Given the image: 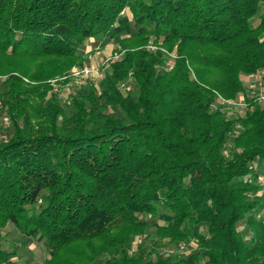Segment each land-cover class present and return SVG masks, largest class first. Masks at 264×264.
<instances>
[{
    "label": "trees",
    "instance_id": "16d2710c",
    "mask_svg": "<svg viewBox=\"0 0 264 264\" xmlns=\"http://www.w3.org/2000/svg\"><path fill=\"white\" fill-rule=\"evenodd\" d=\"M99 36L119 57L67 114L51 80L66 83ZM257 74L264 0H0L13 125L0 141V229L43 241L39 264H264V103L243 78ZM218 94L253 107L227 115ZM152 225L199 250L130 252ZM13 256L0 241V264Z\"/></svg>",
    "mask_w": 264,
    "mask_h": 264
},
{
    "label": "rangeland",
    "instance_id": "374dc122",
    "mask_svg": "<svg viewBox=\"0 0 264 264\" xmlns=\"http://www.w3.org/2000/svg\"><path fill=\"white\" fill-rule=\"evenodd\" d=\"M125 13L129 15L131 14L129 9H127ZM130 41L135 43L137 39L132 38ZM149 43V47L154 48L152 40ZM114 48H117L115 42L106 37L103 38L99 36L91 38L86 42L85 46L81 49V52L87 57L83 66L97 68L98 71L95 72L84 85L91 86V84H93L96 86L98 92L105 88L102 81L107 73V68L110 62L118 59L117 55L119 57V54L115 53ZM113 57L114 59L111 60L110 58ZM169 58L171 59L169 62L172 63L175 59V55L172 54ZM83 66H74L70 72ZM252 77V75L243 77L245 82L249 83L250 86L254 83L253 80H251ZM65 78H67V76H64L62 79ZM67 79L68 81L66 83L57 81V79L51 80V83L54 85L53 92L57 94L65 112L71 114L73 111L71 97L77 94L80 90V85L72 80L70 81V77ZM0 89L2 91L7 89L2 78H0ZM132 90H134L133 87ZM12 133L13 125L7 115V110L4 107L3 102L0 101V141L8 140ZM255 165L257 168H260V163H255ZM261 216H264V210ZM155 221L156 219L150 220L152 224ZM245 232L249 234V229L247 228ZM0 241L7 250L14 252V256L9 260V264H39L42 263L47 256L46 247L43 241L23 235L12 222H9L5 228L0 229ZM181 245V243L175 245L167 244L166 240H163L156 235L155 227L152 225L147 229L143 237L133 238L127 243L126 247L130 252H135L140 249L141 246H144L146 251L151 253L148 257H154L157 252L179 254L180 256L186 257L199 250V245L195 240L188 242L185 247H181Z\"/></svg>",
    "mask_w": 264,
    "mask_h": 264
},
{
    "label": "built area",
    "instance_id": "2783aa9c",
    "mask_svg": "<svg viewBox=\"0 0 264 264\" xmlns=\"http://www.w3.org/2000/svg\"><path fill=\"white\" fill-rule=\"evenodd\" d=\"M118 58V55H117ZM111 60L114 59L110 58ZM97 68H92L89 66H83L78 69L72 70L67 78L70 77V81H74L76 84H79L80 87L83 86L92 75L97 72ZM253 84L251 86V96L256 97L258 103H264V78L261 74L253 76ZM59 91V90H56ZM253 105L249 104L246 100V97L241 96L238 99H229L225 98L222 95L218 94V100L214 104V108L222 110L224 113L230 116L237 115L242 109L252 108ZM181 247H185V243H181Z\"/></svg>",
    "mask_w": 264,
    "mask_h": 264
},
{
    "label": "crops",
    "instance_id": "0c3cea01",
    "mask_svg": "<svg viewBox=\"0 0 264 264\" xmlns=\"http://www.w3.org/2000/svg\"><path fill=\"white\" fill-rule=\"evenodd\" d=\"M260 163V168H258V169H262V164H261V162H259Z\"/></svg>",
    "mask_w": 264,
    "mask_h": 264
}]
</instances>
